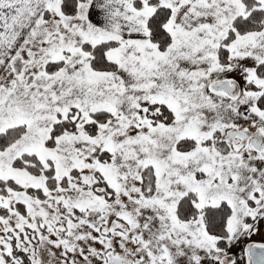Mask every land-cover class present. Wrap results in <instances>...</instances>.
<instances>
[{"label":"snow or ice","instance_id":"1","mask_svg":"<svg viewBox=\"0 0 264 264\" xmlns=\"http://www.w3.org/2000/svg\"><path fill=\"white\" fill-rule=\"evenodd\" d=\"M0 264H264V0H0Z\"/></svg>","mask_w":264,"mask_h":264}]
</instances>
